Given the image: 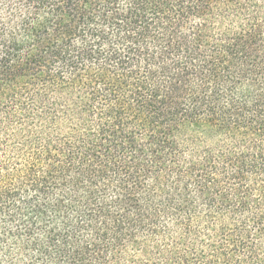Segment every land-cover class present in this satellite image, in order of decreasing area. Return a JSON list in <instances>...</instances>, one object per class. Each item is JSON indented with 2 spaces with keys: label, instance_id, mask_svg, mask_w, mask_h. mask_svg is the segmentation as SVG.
<instances>
[{
  "label": "trees",
  "instance_id": "obj_1",
  "mask_svg": "<svg viewBox=\"0 0 264 264\" xmlns=\"http://www.w3.org/2000/svg\"><path fill=\"white\" fill-rule=\"evenodd\" d=\"M0 264H264V0H0Z\"/></svg>",
  "mask_w": 264,
  "mask_h": 264
}]
</instances>
